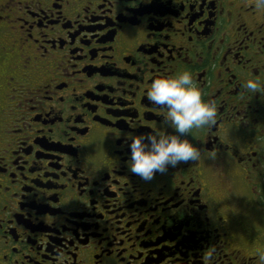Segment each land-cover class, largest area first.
Wrapping results in <instances>:
<instances>
[{"label": "flooded vegetation", "instance_id": "af4514ba", "mask_svg": "<svg viewBox=\"0 0 264 264\" xmlns=\"http://www.w3.org/2000/svg\"><path fill=\"white\" fill-rule=\"evenodd\" d=\"M256 0H0V264H259L264 7ZM215 103L200 150L142 179L172 133L153 78ZM248 79L261 88L244 87Z\"/></svg>", "mask_w": 264, "mask_h": 264}, {"label": "clouds", "instance_id": "9594fccd", "mask_svg": "<svg viewBox=\"0 0 264 264\" xmlns=\"http://www.w3.org/2000/svg\"><path fill=\"white\" fill-rule=\"evenodd\" d=\"M255 7H264V0H256ZM244 87L258 91L261 85L256 80L248 79ZM147 97L151 102L166 107L164 122L174 131L131 136L128 170L142 179H151L168 166L195 161L200 156V150L184 134L210 124L216 116L215 103L203 98L192 73L186 69L153 78ZM257 259L259 264H264V252H260Z\"/></svg>", "mask_w": 264, "mask_h": 264}]
</instances>
